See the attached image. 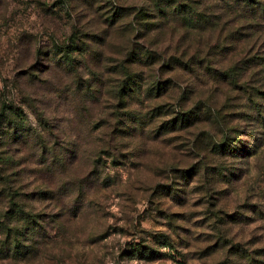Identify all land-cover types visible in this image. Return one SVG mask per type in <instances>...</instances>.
Wrapping results in <instances>:
<instances>
[{
    "label": "rangeland",
    "instance_id": "rangeland-1",
    "mask_svg": "<svg viewBox=\"0 0 264 264\" xmlns=\"http://www.w3.org/2000/svg\"><path fill=\"white\" fill-rule=\"evenodd\" d=\"M152 1L0 0V264H264V0Z\"/></svg>",
    "mask_w": 264,
    "mask_h": 264
},
{
    "label": "trees",
    "instance_id": "trees-1",
    "mask_svg": "<svg viewBox=\"0 0 264 264\" xmlns=\"http://www.w3.org/2000/svg\"><path fill=\"white\" fill-rule=\"evenodd\" d=\"M166 1H169V0H153L152 2H153V9L154 10H156L157 12H159L160 14H162L163 16H168V13H172L174 10H176V9H178V8H180V4L179 3H176V1H174L173 0V3H170V2H166ZM231 2H238V3H241V4H243V5H248L249 6V3L250 2H256V1H254V0H230ZM165 6H168V7H170L171 6V8L170 9H166V7ZM152 10V9H151ZM179 14H181V13H183V12H181V11H179L178 12ZM66 51V50H65ZM69 51H66L65 52V54H64V61L67 63V61H68V57H65V55L67 56V53H68ZM134 62V61H133ZM68 64H69V62H68ZM126 75H129V73H127ZM158 84V83H157ZM129 91H134V89H131V90H129ZM188 114L189 113H186V112H180L179 113V117L177 116V117H175L174 119H172L170 122V124L171 125H174V123H176L175 122V119H178L179 118V120H180V123L181 124H183V123H187L188 122ZM4 114H3V112H0V117H2ZM4 117V116H3ZM1 119V118H0ZM2 119H4V118H2ZM173 122V123H172ZM21 123V125H23L22 124V122H20ZM167 123V122H166ZM13 132H14V134L16 135H18V136H24V137H27V136H29L28 135V133L26 132V130L24 129V127H21V126H18L17 124H14L13 125ZM24 129V130H23ZM5 132H2V135L4 134ZM13 134V135H14ZM224 146H226V142L224 141V140H222V141H220L218 144H217V147H218V149H222V148H224ZM241 149H243V148H241ZM250 153V152H249ZM186 172H188V171H186ZM161 244H164V245H167V246H169V242L168 241H165L164 239L163 240H161V242H160ZM137 250L138 251H140L141 253H145L146 251H147V253H151V250H149L148 251V249H146V250H143L142 249V251L139 249V248H137ZM143 256H144V254H143ZM146 256V255H145Z\"/></svg>",
    "mask_w": 264,
    "mask_h": 264
}]
</instances>
